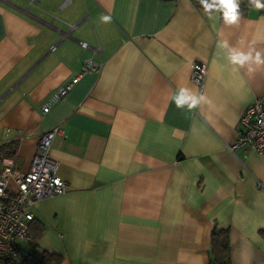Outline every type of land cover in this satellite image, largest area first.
Wrapping results in <instances>:
<instances>
[{"label":"crops","instance_id":"0c3cea01","mask_svg":"<svg viewBox=\"0 0 264 264\" xmlns=\"http://www.w3.org/2000/svg\"><path fill=\"white\" fill-rule=\"evenodd\" d=\"M240 4L228 25L195 0H0V166L26 171L40 134L62 127L49 155L68 188L35 204L41 231L24 247L37 259L209 264L212 231L227 229L231 264H264V154L228 148L264 96V65H230L221 47L264 53V9ZM87 58L100 71L42 113ZM182 87L208 102L177 108Z\"/></svg>","mask_w":264,"mask_h":264},{"label":"built area","instance_id":"2783aa9c","mask_svg":"<svg viewBox=\"0 0 264 264\" xmlns=\"http://www.w3.org/2000/svg\"><path fill=\"white\" fill-rule=\"evenodd\" d=\"M82 48L87 44L79 41ZM55 51V45L50 46ZM101 60L85 59L81 69L52 90L45 98L41 112L62 98L85 74L99 72ZM206 75V65L201 62L191 64V81L202 91ZM237 137L228 146L233 150L245 145L264 154V96L256 98L241 114L237 124ZM62 133L61 126H55L38 138L35 151L26 171L15 167L13 158H5L0 166V256L15 259L23 264H59L36 259L25 243H32L30 222L35 218V204L41 199L64 193L68 184L60 175V165L49 155L54 137Z\"/></svg>","mask_w":264,"mask_h":264},{"label":"clouds","instance_id":"9594fccd","mask_svg":"<svg viewBox=\"0 0 264 264\" xmlns=\"http://www.w3.org/2000/svg\"><path fill=\"white\" fill-rule=\"evenodd\" d=\"M204 12L211 16L213 10L222 11V17L226 24L234 25L238 23L240 12L239 5L241 0H199ZM248 4L253 6L257 10L264 9V0H248ZM104 22H108L110 17H102ZM226 49L225 58L230 65L244 67L247 65L249 71H252V65L261 66L264 65V53L249 49L243 51L235 47H229L225 42L221 45ZM238 70V69H234ZM172 101L177 108H187L191 110L197 107L201 103H207L206 97L203 95H197L191 89L182 87L172 96Z\"/></svg>","mask_w":264,"mask_h":264},{"label":"trees","instance_id":"16d2710c","mask_svg":"<svg viewBox=\"0 0 264 264\" xmlns=\"http://www.w3.org/2000/svg\"><path fill=\"white\" fill-rule=\"evenodd\" d=\"M196 4L202 8L199 0H195ZM247 7L244 4L239 5L240 15H246ZM2 148L0 147V156L2 153ZM41 231V227L35 221V218L30 222V234L32 235L33 242L32 246L35 243V240L38 234ZM210 262L209 264H231L230 257V243L228 239V230L227 229H219L213 230L210 238ZM44 261L56 262L59 263V260L53 259V257L44 255ZM0 264H23L15 259L7 258L5 256H0Z\"/></svg>","mask_w":264,"mask_h":264},{"label":"rangeland","instance_id":"374dc122","mask_svg":"<svg viewBox=\"0 0 264 264\" xmlns=\"http://www.w3.org/2000/svg\"><path fill=\"white\" fill-rule=\"evenodd\" d=\"M34 257L37 259L39 257V253H34Z\"/></svg>","mask_w":264,"mask_h":264}]
</instances>
